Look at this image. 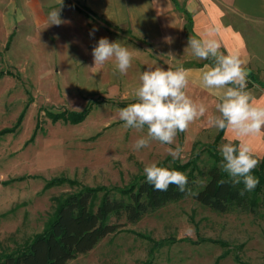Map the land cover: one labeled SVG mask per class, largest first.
I'll return each mask as SVG.
<instances>
[{"label": "rangeland", "instance_id": "obj_1", "mask_svg": "<svg viewBox=\"0 0 264 264\" xmlns=\"http://www.w3.org/2000/svg\"><path fill=\"white\" fill-rule=\"evenodd\" d=\"M73 3L82 6L80 0H0V257L40 234L68 194L94 189L96 205L104 195L120 198L146 178L144 167L153 162L182 167L196 191L209 168L223 170L220 146L235 144L218 139L207 123V115L218 114V97L189 81L186 92L205 103L206 116L178 132L173 145L152 141L134 150L147 127L124 128L118 109L137 102L140 74L148 67L200 68L212 61L156 47L128 26L85 17ZM58 8L64 22L49 25L48 14ZM102 37L133 53L126 74L114 59L95 67L92 49ZM69 112L85 115L77 123L57 117ZM176 144L183 152L174 160L166 149ZM253 151L260 162L264 152ZM192 195L136 222L119 220L116 233L66 264H264L262 197L256 213H217Z\"/></svg>", "mask_w": 264, "mask_h": 264}, {"label": "clouds", "instance_id": "obj_2", "mask_svg": "<svg viewBox=\"0 0 264 264\" xmlns=\"http://www.w3.org/2000/svg\"><path fill=\"white\" fill-rule=\"evenodd\" d=\"M62 4V0H61ZM49 25H61L60 10L48 14ZM215 29L200 39L189 37L188 48L201 60H212L205 64L199 77L200 86L218 97L215 109L218 114L207 115V123L217 130L229 129L239 144L232 141L220 146L223 158L222 168L232 177L233 184H244V191H252L259 183L251 173L258 166L253 148L247 138L259 135L264 130V104H259L247 90V61L239 53L224 54L221 44L214 38ZM95 67H102L107 61H115L121 75L132 65L133 53L120 42H109L106 37L99 39L92 49ZM140 84L134 91L137 101L118 109V117L124 128H133L147 133L135 141L134 150L149 147L152 141L173 145L178 132H186L189 126L205 117L208 108L203 102L194 101L186 92L189 85V70L183 66L172 68L148 67L139 76ZM175 160L180 158L182 147L166 149ZM147 183L156 191H167L175 185L180 192L187 189L188 177L177 170L157 166L155 162L144 167ZM244 191L239 194L244 195Z\"/></svg>", "mask_w": 264, "mask_h": 264}, {"label": "trees", "instance_id": "obj_3", "mask_svg": "<svg viewBox=\"0 0 264 264\" xmlns=\"http://www.w3.org/2000/svg\"><path fill=\"white\" fill-rule=\"evenodd\" d=\"M71 6L89 19L96 17L86 6L74 3ZM187 22L189 24L188 19ZM65 115L57 117H66L77 123L83 119L85 112H69ZM223 131H218V139L223 137ZM166 168L185 173L182 167ZM251 174L259 180L252 191H244L242 180L239 184H233L232 177L217 166L207 170L205 183L196 191L195 180L188 173H185L188 177L186 187L190 191L183 193L175 185H170L167 191H156L144 178L124 191L122 197L104 195L97 205L94 203L96 190L84 188L62 198L43 231L34 236L24 248L1 256L0 264H66L75 256L91 251L107 236L116 233L121 227L119 220L136 222L149 211L181 200L191 193L195 202L217 213H226L232 209L256 213L259 197L264 201V156ZM64 182L76 185L70 180ZM241 191H244L243 196L239 194Z\"/></svg>", "mask_w": 264, "mask_h": 264}, {"label": "crops", "instance_id": "obj_4", "mask_svg": "<svg viewBox=\"0 0 264 264\" xmlns=\"http://www.w3.org/2000/svg\"><path fill=\"white\" fill-rule=\"evenodd\" d=\"M80 1L106 22L128 26L135 36L171 53L189 51L192 55L191 49H186L189 37L200 39L215 29L214 38L221 44L220 51L239 53L247 61V90L257 103L264 104V0ZM203 66L187 69L191 83L200 86ZM223 136L240 142L229 129L223 131ZM247 142L253 150L264 152V130L247 138Z\"/></svg>", "mask_w": 264, "mask_h": 264}]
</instances>
